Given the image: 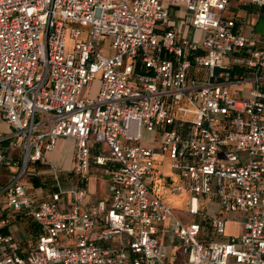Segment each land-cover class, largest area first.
<instances>
[{"label": "built area", "instance_id": "1", "mask_svg": "<svg viewBox=\"0 0 264 264\" xmlns=\"http://www.w3.org/2000/svg\"><path fill=\"white\" fill-rule=\"evenodd\" d=\"M231 2L0 0V121L11 128L0 132V165L11 172L6 183L0 177V197L42 231L21 255L3 232L11 218L0 219V264H165L158 229L168 220L192 264H264V32H238L225 16ZM243 5L264 8V0ZM173 9L202 36L170 29ZM99 73L97 98L82 99ZM237 85L247 90L232 97ZM144 131L159 134L158 148L142 144ZM59 138L76 141L74 170L84 180L91 144L109 148L94 159L113 163L100 229L96 213L79 210L85 186L70 192V207L64 192L38 199L22 181ZM160 155L179 177L171 193L190 195V214L215 198L218 213L205 216L212 233L225 236L240 215L241 235L214 241L181 221L148 184Z\"/></svg>", "mask_w": 264, "mask_h": 264}, {"label": "crops", "instance_id": "2", "mask_svg": "<svg viewBox=\"0 0 264 264\" xmlns=\"http://www.w3.org/2000/svg\"><path fill=\"white\" fill-rule=\"evenodd\" d=\"M172 24L170 29H174L178 34L187 39H196L202 36V33L194 29L191 25V18L187 12L178 16L177 10H172ZM228 13V14H227ZM225 16L236 22L238 32L251 37L261 38L262 33L258 30L260 22H264V8L249 7L243 5V0H232L230 7L225 11ZM203 73V72H202ZM247 90H243L244 92ZM155 137L156 139H153ZM143 145L151 148L159 146V134L147 133ZM92 164L89 175L84 180L75 170V151L76 141L72 138H59L54 148L45 152L44 160L29 165L22 181L27 185L31 194L38 199H50L54 194L64 192L63 201L70 207L74 205L71 191L81 186L87 188V194L83 198L79 210L81 212L91 211L97 214L96 228L103 227L102 213L106 214L109 209V175L113 163L104 166L97 165L94 161L98 154H109V148L106 144H91ZM19 154V150L7 151L8 155ZM12 171H17L13 168ZM11 172L5 166L0 165L1 182L6 183L10 178ZM179 182L178 175L171 168V161L167 155H160L155 163V168L148 178V184L152 191L167 205L174 209L176 216L184 223H199L202 227V236L210 240L227 241L230 237L226 235L218 238L212 233L210 224L205 216L216 214L219 211L218 201L215 198L203 197L199 201L200 215H192L188 208H174L171 204V188ZM187 195L190 199V195ZM182 195V196H184ZM175 196V195H174ZM179 196V195H178ZM180 196V197H182ZM4 217L11 218V224L3 230L5 234L12 235L18 242L20 254L26 255L36 248L41 235V228L37 222L22 214L14 213L5 203L3 197H0V219ZM228 223H238L237 218L240 215L231 216ZM227 223V224H228ZM226 224V228H227ZM241 226V225H240ZM158 237L164 246L167 254L165 264H192L181 249L179 238L174 232L173 221L168 220L160 224ZM64 242H67L63 239ZM114 246L119 242H114ZM229 264H236L234 259H230Z\"/></svg>", "mask_w": 264, "mask_h": 264}, {"label": "rangeland", "instance_id": "3", "mask_svg": "<svg viewBox=\"0 0 264 264\" xmlns=\"http://www.w3.org/2000/svg\"><path fill=\"white\" fill-rule=\"evenodd\" d=\"M228 14V13H227ZM258 30L260 33H262V31L264 30V22H260L258 25ZM107 45H109V41H107ZM74 46H75V42L74 40H72L70 38V36H68L67 39V50L68 52H73L74 50ZM107 54L109 56L113 55V51L109 50L107 52ZM226 64L228 63V61L225 62ZM101 83H102V73H99L96 75L95 79L93 80L92 84L90 86H86L82 93H81V98L84 100L87 99H96L100 88H101ZM245 89L244 85H237V86H233L230 90V95L232 97H234V94L236 93L237 90H241L243 91ZM190 118H194V116H191ZM0 132L1 134H10L11 133V128H9V126H7L5 124V122L0 121ZM148 132L144 131V137L146 136ZM152 134L154 136L155 133H149ZM153 139H156L155 137H153ZM145 140V139H144ZM159 147V146H158ZM157 147V148H158ZM25 180V178H23ZM171 199V204L174 208H188L189 207V202H190V198L187 195H184L182 197L178 196V195H170L169 197ZM242 233V228L240 226V224L238 223H228L227 224V228H226V235L227 236H239Z\"/></svg>", "mask_w": 264, "mask_h": 264}]
</instances>
